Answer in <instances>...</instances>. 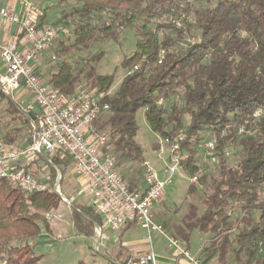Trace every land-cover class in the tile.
Listing matches in <instances>:
<instances>
[{
  "label": "trees",
  "instance_id": "trees-1",
  "mask_svg": "<svg viewBox=\"0 0 264 264\" xmlns=\"http://www.w3.org/2000/svg\"><path fill=\"white\" fill-rule=\"evenodd\" d=\"M56 5L58 17L51 23L67 27L71 35L52 44L50 51L59 60L49 68L47 83L66 97L82 84L107 106L93 125L106 136L103 151L114 155L129 190L139 189L140 173L125 166L144 162L135 141V114L144 108L154 133L170 140L183 135L180 166L189 177L199 173L186 190L202 204L199 214L185 213L181 237L186 246L198 230L209 235L197 251L199 257L213 252L219 264H226L232 253L234 263L264 264V120L252 116L255 108L264 107V0H56ZM46 11L38 18L39 26L49 21ZM183 13L192 21L177 27L172 19ZM128 30L135 35V47L121 66L131 72L110 92L114 72H96L103 51L92 52L93 43L118 42ZM187 36L199 41L186 43ZM19 113L25 118L23 128L0 137L8 144L37 119L28 108ZM242 125L254 133L237 134ZM213 136L217 161L211 168L205 163L199 172L197 150ZM226 148L236 150V164L228 163ZM39 161L51 171L42 190L27 193L0 179V264H38L40 255L34 250L41 228L49 231L46 216L62 202L54 180L56 171L68 170L69 155L60 150L39 153L23 167L30 171ZM70 217L87 236L102 223L88 203L74 207ZM127 257L121 252L107 256L106 264Z\"/></svg>",
  "mask_w": 264,
  "mask_h": 264
},
{
  "label": "built area",
  "instance_id": "built-area-1",
  "mask_svg": "<svg viewBox=\"0 0 264 264\" xmlns=\"http://www.w3.org/2000/svg\"><path fill=\"white\" fill-rule=\"evenodd\" d=\"M19 10L11 6L0 8V20L8 26L16 25L23 35L25 45L19 47L11 39L0 38V61L4 65V72L0 74V86L4 90H16L21 86L26 89L34 103L39 107V115L31 123L30 140L24 147H14L0 138V179H6L11 185L27 193H33L46 187L43 179H36L24 167H17L14 163L21 158L32 159L39 153H55L57 150L65 152L71 160L72 172L80 180L82 191L101 219L100 225H94L93 233L100 239L105 238L104 229L117 231L123 229L130 222H135L145 231L150 242L152 233L160 234L175 257L182 258L191 264H206L197 253L190 252L185 242L167 234L162 224L153 219V203L158 201L164 192V187L170 181L158 179L148 163L144 167L143 187L129 190L123 177L115 167V157L110 152H104L106 136L95 129L94 119L102 107L98 103L94 91L79 84L73 96L66 97L49 83L43 82L37 76L33 62L44 51L48 50L59 35H67L69 29L62 25L45 23L38 25L43 8L34 0H17ZM177 27H185L192 19L183 13L172 19ZM199 41L196 37L187 36L186 43ZM55 56L52 54L51 59ZM137 68L136 66L134 67ZM128 70L127 73H130ZM162 99H159L161 102ZM254 120H264V107L255 108L252 114ZM239 135L254 133L244 125L237 127ZM183 135L174 139H165L170 146V160L172 164L166 167L170 176L180 166L183 155L179 152V141ZM216 137L203 142V153L199 156V172L207 162H216L217 155L213 151ZM199 173L188 177L194 182ZM54 190L61 194L57 184ZM96 248H99L97 243ZM116 264H157L154 253L149 250L140 257H127L124 262Z\"/></svg>",
  "mask_w": 264,
  "mask_h": 264
},
{
  "label": "rangeland",
  "instance_id": "rangeland-1",
  "mask_svg": "<svg viewBox=\"0 0 264 264\" xmlns=\"http://www.w3.org/2000/svg\"><path fill=\"white\" fill-rule=\"evenodd\" d=\"M4 1L15 0H0V6L5 4ZM34 1L43 5L44 9L47 10L46 14L47 18H49L48 22L51 23L58 17L56 0ZM214 1L215 0H211V4H213ZM69 33L70 32H68V34ZM70 35L71 34H69V36ZM67 38L68 37H65V35H59L57 41H59V39ZM93 44L92 52L103 51L101 59L96 64V72L102 75L112 74L114 72L112 87L109 89L110 92H113L119 86V82L128 71L121 66V61L125 55H129L134 50L135 35L131 30L123 31L119 35L118 42L115 39H105ZM46 54L48 58H46L45 55L44 58L49 59L48 66L54 68L55 62L58 61L59 58L56 56V58L51 59V51ZM71 58L72 55L67 59L71 60ZM46 59L45 62L47 61ZM41 76L40 78H42ZM44 76L43 73V77ZM20 88L9 91L4 90L0 86V137L4 136V133L7 131H15L16 127H21L20 123H22L25 118L19 113V110L22 107L30 109L29 107L31 105L29 107H24V104L21 103V98L25 94H19L18 90ZM31 107H33V105ZM34 109L36 108H33V111ZM144 112V108H139L135 114V123L138 126L135 141L141 147L144 162L146 161L148 163L158 179L166 181L168 177H170V181L165 185L164 192L160 199L153 203L152 209L155 216L152 217L154 220L164 224L166 227H164V230L167 234H172L179 238V240H182L181 232L185 230V222L187 221L185 213L191 210L195 215L199 214L202 209V204L197 195H186L189 176L183 171L181 166L177 167L170 176L166 167L167 164H172L174 162L173 159L170 160V146L165 142V139L151 130L145 119ZM39 114L40 113L38 112L36 117H38ZM31 129L32 127L28 125L22 134V138L25 139L28 137L30 139ZM20 136L17 137L13 144H17V141L21 138ZM204 141L205 139L203 142ZM202 145L203 143L197 150L196 156L198 157V161L199 156L203 153ZM226 155L229 164H236L238 160L236 150L226 148ZM37 164V167H35L34 165L36 164H34L30 169L33 176L39 180L47 179V177L49 178V174H51L49 167L42 161L37 162ZM142 164L138 166L132 164L125 166L126 168L133 170L136 174L140 173L137 176L138 188H142L144 184L142 177L144 175V167ZM214 164L215 162H207L206 167L211 168ZM70 165L68 170L63 174L57 172L55 169L56 176L54 185L57 184L59 191L67 201H62L59 206H57V209L51 210L46 216L49 224V231L45 228H41L39 241L34 250L37 255H40V260L37 262L38 264H106L108 258L104 255L105 251L100 245L98 249L96 248V237L87 236L78 232L71 220L70 214L74 210V207L80 208V206L86 205L88 199L82 191L83 187L80 180L72 172V167ZM80 219L83 225H87V219L85 217L81 216ZM92 232H94L93 229ZM92 232L91 234H93ZM208 237V234L194 230L190 239L192 247L191 252L193 253L198 245L207 240ZM167 253L170 254L169 252ZM231 257L232 253H229L227 264H237L231 260ZM214 264H216V262Z\"/></svg>",
  "mask_w": 264,
  "mask_h": 264
},
{
  "label": "crops",
  "instance_id": "crops-1",
  "mask_svg": "<svg viewBox=\"0 0 264 264\" xmlns=\"http://www.w3.org/2000/svg\"><path fill=\"white\" fill-rule=\"evenodd\" d=\"M4 2H5V4H2L0 6V8L4 7V6H8V7L11 6L16 11L19 10V3L17 0H15V1H4ZM41 7L44 9L43 5H41ZM46 23H50V22H46ZM43 24H45V23H43ZM0 38L11 39V40L15 41L19 47H24V45H25L24 37L18 31L17 26L16 25L8 26V25H6V23H4L1 20H0ZM50 48L48 50L44 51L38 57V60L33 62L35 72L39 75V77L42 75L41 76L42 78H40V79L46 83L48 80V70L50 68L48 66V63H49L48 60L49 59H46V58H48L46 56L47 55L46 53L50 52ZM44 55L46 56V58H44ZM45 59L47 60L46 62H45ZM3 72H4V65H3L2 61H0V74H2ZM43 73L45 75L44 77H43ZM20 89L18 90L19 94H25L21 98V103L24 104V107H29L30 105L31 106L33 105V107H31V106L29 107L31 109L30 111H32L34 114L37 115L38 112H40L39 107L34 103V101L32 100V97L29 95V93L26 91V89H24L22 86ZM27 97H29L30 99ZM33 108H36L37 111H36V109H34V111H35L34 112ZM33 118H34V116H33ZM21 127H22V125H21ZM23 133H24V129H22L20 132V135H21L20 140L17 141V144H11L12 146L24 147L25 145H27L28 137L25 139L22 138ZM30 160H31V158L30 159L21 158V159H18L14 163V165L17 167H23V165H26ZM34 166L37 167L38 164H36ZM152 212H153V209H152ZM154 216H155V213L153 212V217ZM155 221L162 224V226L165 227L162 222H159L157 220H155ZM183 231L181 232V234L183 233ZM103 235L105 236V238H101V239L98 236H96L94 233L91 236L96 237V244L99 243V245L103 248V250L105 251L104 252L105 256L113 257L116 254H119L121 252V254L124 256H131V257H138L139 256L140 257L141 255H143L146 252H148L149 250H151L156 257L157 264H191L188 261L182 259L181 257L178 258V257L173 256L171 254L170 250L167 248V245H166L164 238L160 234L152 233V239L149 242L146 238L145 231L143 229H141L140 227H138V225L136 223L131 224L130 226L125 227L123 229H119L117 231H112V232L109 229H104ZM201 245H202V243H200L198 245V247L194 250L193 254L198 251V249L200 248ZM188 248L191 252L192 247L190 244V240L188 242ZM167 252H169L170 254H168ZM203 260L205 262H207V264H214L215 262H216V264H219L217 262L216 255L213 252L208 254L207 256H205L203 258ZM226 264H227V262H226Z\"/></svg>",
  "mask_w": 264,
  "mask_h": 264
}]
</instances>
